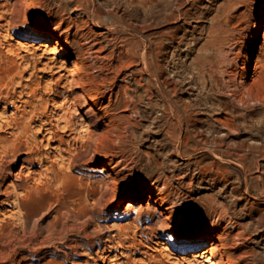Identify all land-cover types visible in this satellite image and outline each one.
<instances>
[{
  "label": "rangeland",
  "instance_id": "obj_1",
  "mask_svg": "<svg viewBox=\"0 0 264 264\" xmlns=\"http://www.w3.org/2000/svg\"><path fill=\"white\" fill-rule=\"evenodd\" d=\"M171 1L174 17L166 20L158 15L151 19L149 28L142 30L140 9L130 0H0V61L10 64L16 60L22 71L15 79L18 91L2 87L0 98L9 94V101L17 100L22 92L23 99H29L27 87L38 86L39 95L49 99V111L56 105L60 113L72 111L74 106L68 100L79 91L72 89L70 81L82 74L74 63L80 61L75 53L86 34L98 39L96 49L104 46L100 61L105 65L112 62L117 46L123 51H141L147 34L157 36L163 31L165 42L172 44L166 50L169 56L176 54L179 65L189 64L195 56L196 52L188 54L195 42L198 49L217 36L226 37L232 55L237 50L251 55L247 76L252 80L255 55L264 41V25L256 31L257 19L264 14V0ZM98 10L116 18L98 19ZM37 13L47 17L50 30L38 32L30 26ZM9 19L12 24H7ZM220 24L225 31L218 29ZM44 32L61 40V47L70 56L52 41L44 40ZM38 35L40 38H36ZM8 44H12V52ZM233 62L230 69L236 73L242 60ZM167 68L174 77L175 71ZM87 69L97 81L105 73L116 76L112 69ZM190 73L186 90L179 92L183 101H189L198 91L195 83H188ZM126 74L131 71L125 69L112 82L105 80L106 89H113L114 99L125 86L136 90H129L132 95L142 94L143 100H138L141 116L123 110L124 106L118 108L116 112L125 115L116 116L120 133L110 137L103 154L95 155L86 143L88 136L97 139L102 126L95 125L94 115L83 107L69 116L74 132L65 121L53 119L59 130L52 138L40 130L39 121L32 124L30 133L39 146L35 156L44 157L43 164L24 162L29 155L25 148L9 157L8 168L4 175L0 173L2 189L13 190L9 200L0 196V264H176L180 260L182 264L194 260L215 264L219 259L212 257L211 244L188 246L182 238L185 231L209 225L219 216L222 219L215 234L222 236L228 254L235 260L243 255L249 259L253 253L264 255V104L242 105L227 90L216 89L212 94L218 104L216 111L203 110L206 114L198 116L203 121L190 127L192 136L186 140V128L164 112L165 102L151 75L137 72L136 77L152 87L153 99L147 98L145 87ZM260 76L264 83V68ZM2 99L0 113L10 115L15 107L10 104L5 108ZM223 103H229V107ZM215 117L229 118L234 131L219 124L218 133L213 135L222 136L225 147L216 152L202 150L197 131L204 129L211 137L206 119L218 124ZM13 133V129L0 128L2 137L11 138ZM105 164L108 171L102 173L99 169ZM16 183L32 192L23 210L29 215L26 227L22 211L11 203L25 193L22 187L14 189ZM140 190L145 192L144 202L131 210L121 207L123 200L134 198ZM238 232L243 233L241 239L236 237ZM262 259L264 264V256Z\"/></svg>",
  "mask_w": 264,
  "mask_h": 264
},
{
  "label": "bare ground",
  "instance_id": "obj_2",
  "mask_svg": "<svg viewBox=\"0 0 264 264\" xmlns=\"http://www.w3.org/2000/svg\"><path fill=\"white\" fill-rule=\"evenodd\" d=\"M134 2L140 9L141 20L144 24L142 30L149 28L153 24L151 19H156L158 15H163V18L166 20H171L174 17V11L172 9L174 2L171 0H130V3ZM179 3L180 1L178 0L176 4ZM98 16V19L103 20V18H107L109 21H113V19L116 18L111 13H105V11H101ZM179 16H182V14L180 13ZM0 18L3 19V16H0ZM118 19L120 20L119 17ZM7 24H12V21H10V19L7 20ZM262 25H264L263 13H261L257 19L256 31L261 28ZM218 29L225 31V28L221 24ZM21 30L22 29L18 31ZM43 36L44 40L50 42L52 41L55 46L61 47V40L53 39L50 33L44 32ZM36 38H40L39 35ZM164 38L163 31H160L157 36L147 34L143 39V49L141 51L138 49L131 50L129 48L123 51V49L121 50V48L117 46L112 52V54H116L114 56L112 55L110 59L112 62L105 65L100 61L104 58V56H102L104 46H100L99 49H96L100 42L95 37H91L86 34L83 38L85 39L84 43L75 53L80 61L76 62L75 60L74 63L77 66L78 73L81 71L82 74L79 73L81 76L78 75L79 77L73 78L70 81L72 89L79 91L77 95H72L70 100H68L74 106L72 111L60 113L61 109L59 105H56L55 110L49 111L47 107L49 99L46 98L44 94L39 95L38 86L27 87V89H29V99H23V96H21L22 92L17 100L13 99L9 101V94L2 97L4 98V104H7L4 105L5 108H9V105L12 104L14 105L15 110L12 111L10 115H6L5 111L0 113V128H10L14 131L13 137L11 138L0 136V173H4L8 168L7 163L9 162V157L17 156L18 152L23 148H25L27 150L26 153L29 154L23 159L24 162H28L31 165H34L36 162L43 164L45 161L44 157H39V155L35 156V154L39 151V146L30 133L32 124L39 121L40 130L45 131L46 134L52 135V138L58 136L59 130V126L53 123V119L57 122L65 121L68 129L74 132L75 129L73 125L70 124L71 119L69 116H72L74 112L79 111L83 107H88L87 113L94 115L95 125L102 126V132L98 135L97 139H93L91 136H88L86 143H88V147L92 149L95 155L103 154L106 142L110 139V137L112 135L119 136L118 133H120L117 132L119 129V118L116 116L125 115L117 113L116 110L124 106L125 109L123 110H129L133 115L141 116V109L138 107V100H143L142 94L132 95L129 93V90H136L130 86H125L123 88V92L121 94L119 93V95L117 94V98L114 99L113 97L115 92L113 89L110 91L106 89L105 80L112 82L111 80L116 78L117 75L121 73L123 74L125 69L131 71V74H126L127 77L129 76L131 79L138 81L140 85L145 87L147 98L149 99H153L155 96L153 90L151 89L152 87L150 88L146 82L144 83L143 79H137L136 75L137 72L148 73L151 75L157 85V91H159L162 100L165 102L164 104L166 105V109L164 112H167L169 115L177 118L180 125L186 128L184 136L186 140L192 136L190 127L198 125L203 121L198 118L199 115L206 114L203 110L210 113L216 111V105L218 104L216 103V98L212 97L213 91L216 89L223 91L227 90L228 93L242 105H250V103L256 102L264 104V83L260 79V72L264 68V41L263 44L259 46L258 53L255 55L256 64L251 78L252 80L248 81L247 72L251 65V55L248 52L242 53L241 50H237V53L232 55L231 49L226 47L229 41L228 38L217 36L210 43H205L198 49L196 47L198 42H195V44L189 47L188 50L189 55L196 52L195 56L191 59L189 64L184 63L182 65L175 62L176 54H174V52H172L173 54L169 56L170 51L166 50V48L172 47V44L165 42ZM170 42H172V40ZM8 45V50L12 52V44ZM61 49L65 55L70 56L69 51L65 47H61ZM174 51L176 52V49ZM234 60L236 63H239V61L242 60V64L239 66V71L236 73H233L230 69V67L233 66ZM184 61L186 62L187 59ZM85 64H87L86 68L84 67ZM166 65L169 67V71H175L174 77H171V75L168 74L169 72ZM135 66H139L138 69H134ZM179 66L183 69L178 70ZM88 67H93V69L97 68V70H100L101 72L112 69V72L114 71L116 76L110 77L108 73H105L106 76H104L101 81H97L95 76H91V72L87 69ZM190 72L192 73V79L189 80L188 83H195L197 86L196 90L198 91L196 94L194 93L196 96L192 98L190 97L189 101H183L179 92L186 90L185 83L187 73ZM21 73L22 71L20 70V65L16 60H13L10 64H2L0 61V95L2 94V87L7 88L8 90L12 89L13 92L18 91L16 90L15 79L18 75H21ZM177 76L180 79H175ZM137 97L138 99H136ZM2 98H0V101L3 100ZM33 100H36V103H33ZM18 102H21V104L19 105ZM223 104L227 108L229 107V103ZM44 116L57 117L50 120L49 118L44 119ZM209 117H211V119L213 118L212 116ZM206 120L209 125L208 127L211 129L212 135L211 137L208 136L204 129L197 131L201 137L202 150L213 152L222 150V148L225 147L221 141L222 136H215L213 133H218L220 125L234 131V127L229 121L230 119L215 117L214 120L218 124H211L208 119ZM63 141L64 140L61 136L60 142ZM93 142H95V145H93ZM229 149L230 148H228V150ZM215 163L216 165L219 164L217 161H215ZM25 166L26 165L24 164L23 167ZM99 171L102 173L107 172V165L105 164L104 167L99 169ZM14 174L17 175L18 173ZM13 186L14 189L22 187L25 191L23 197L17 195L11 203L13 206L22 211L21 216L24 219H22V223L24 227H26L29 215L27 213L24 214L23 210L27 209V203L32 197V192L23 184L16 183V185ZM2 188L3 184L0 182V196L5 195L7 200H9L13 195V190L9 187L4 190ZM111 190L114 191L115 187L113 186ZM144 194L145 192L140 190L136 193L134 198L123 200L121 207L125 210L135 208L138 204L144 202ZM158 206H162V203L158 202ZM158 206L155 207V209H158ZM221 219L222 217L219 216L218 220H213L209 223V225L197 226L185 231L182 242H184L185 245L193 247L207 243L211 244L210 253L212 257L219 259L215 264H263L262 257L264 255L261 254V256H258L253 253L250 255L251 257L249 259L246 255H243L235 260L233 255L226 252L228 247L226 246L222 236L220 234H215V231L220 227ZM232 227L233 229L236 228L235 225ZM225 230H227V228H225ZM236 237L241 239L243 237V233L238 232ZM180 261L176 264H182ZM189 264L200 263L197 260H194L189 262Z\"/></svg>",
  "mask_w": 264,
  "mask_h": 264
},
{
  "label": "snow or ice",
  "instance_id": "obj_3",
  "mask_svg": "<svg viewBox=\"0 0 264 264\" xmlns=\"http://www.w3.org/2000/svg\"><path fill=\"white\" fill-rule=\"evenodd\" d=\"M30 26L38 32L50 30L52 27L51 23L48 21L47 17H45L43 13L35 14L30 21Z\"/></svg>",
  "mask_w": 264,
  "mask_h": 264
}]
</instances>
